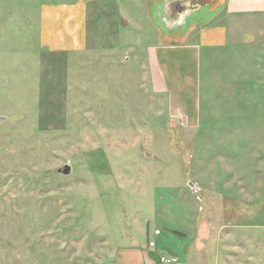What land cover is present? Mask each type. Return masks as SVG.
I'll use <instances>...</instances> for the list:
<instances>
[{"label":"rangeland","instance_id":"1","mask_svg":"<svg viewBox=\"0 0 264 264\" xmlns=\"http://www.w3.org/2000/svg\"><path fill=\"white\" fill-rule=\"evenodd\" d=\"M47 1L0 0V264H102L137 221L199 264L207 218L227 225L219 264H264V84L204 83L183 126L119 56L48 53Z\"/></svg>","mask_w":264,"mask_h":264},{"label":"crops","instance_id":"2","mask_svg":"<svg viewBox=\"0 0 264 264\" xmlns=\"http://www.w3.org/2000/svg\"><path fill=\"white\" fill-rule=\"evenodd\" d=\"M41 43L50 54L93 50L110 61L119 56L117 65L138 68L146 92L167 99L170 115L183 126L197 127L204 83L209 90L233 83L228 92L239 94L253 83L255 97L264 84V0H49L41 5ZM137 222H129L110 246L112 264H159L165 255L155 234L147 233L155 248L142 243L145 229ZM204 225L206 247L199 264H219L227 225L213 218ZM162 235L161 230L157 237Z\"/></svg>","mask_w":264,"mask_h":264},{"label":"built area","instance_id":"3","mask_svg":"<svg viewBox=\"0 0 264 264\" xmlns=\"http://www.w3.org/2000/svg\"><path fill=\"white\" fill-rule=\"evenodd\" d=\"M155 236H160L161 235V231L160 230H155L154 232ZM150 247L151 248H155L157 246V243L155 241H151L149 243ZM159 264H185L171 256H165V255H162L159 257Z\"/></svg>","mask_w":264,"mask_h":264},{"label":"water","instance_id":"4","mask_svg":"<svg viewBox=\"0 0 264 264\" xmlns=\"http://www.w3.org/2000/svg\"><path fill=\"white\" fill-rule=\"evenodd\" d=\"M71 172H72V167L69 164H66L65 166L57 169V173L64 176L70 175Z\"/></svg>","mask_w":264,"mask_h":264}]
</instances>
